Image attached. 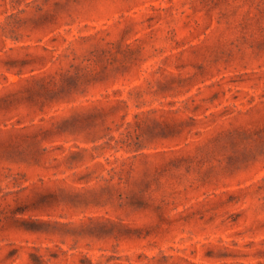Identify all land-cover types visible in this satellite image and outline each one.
<instances>
[{
    "label": "rangeland",
    "instance_id": "obj_1",
    "mask_svg": "<svg viewBox=\"0 0 264 264\" xmlns=\"http://www.w3.org/2000/svg\"><path fill=\"white\" fill-rule=\"evenodd\" d=\"M0 264H264V0H0Z\"/></svg>",
    "mask_w": 264,
    "mask_h": 264
}]
</instances>
